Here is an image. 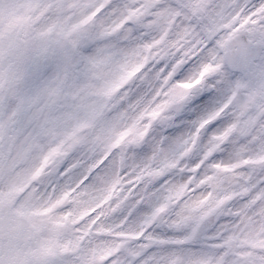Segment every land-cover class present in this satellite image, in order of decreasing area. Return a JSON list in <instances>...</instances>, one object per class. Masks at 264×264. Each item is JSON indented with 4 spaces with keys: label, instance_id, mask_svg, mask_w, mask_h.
Returning <instances> with one entry per match:
<instances>
[{
    "label": "snow or ice",
    "instance_id": "obj_1",
    "mask_svg": "<svg viewBox=\"0 0 264 264\" xmlns=\"http://www.w3.org/2000/svg\"><path fill=\"white\" fill-rule=\"evenodd\" d=\"M17 15L0 159L52 138L31 179L81 233L52 264H95L106 231L132 239L105 264H264V0L5 3L0 40Z\"/></svg>",
    "mask_w": 264,
    "mask_h": 264
},
{
    "label": "rangeland",
    "instance_id": "obj_2",
    "mask_svg": "<svg viewBox=\"0 0 264 264\" xmlns=\"http://www.w3.org/2000/svg\"><path fill=\"white\" fill-rule=\"evenodd\" d=\"M24 2L25 0H0V8H2L5 3L15 6ZM20 11H22V9ZM27 23L28 21L25 16L17 15L13 21L11 38L5 36L0 40V44L10 49V56L18 52V40ZM8 58L9 57H0V63H4ZM51 139V136H42L39 140V146L33 147L23 160H17L14 164H9L7 161L0 159V171L3 172L2 181L0 183V202L16 198L19 203L18 208L30 215L31 218L33 217L40 229L39 240L36 244L37 259H35L34 264H50L53 257L61 258L62 256L73 254L71 245L74 241V236L81 234L74 233L70 228H66L65 225L61 223V219L65 216L64 208L70 201H65L64 204H58L54 208L51 207L53 196L46 190V183H44L40 177H37L34 181L31 179L32 168L39 164L41 152L42 150H47V146ZM14 151L15 149L13 148V152ZM45 174L51 175L48 166H45L41 173V176L47 179ZM27 184V192H25L23 197L19 198L16 193L22 190L25 191ZM68 219L71 220V217ZM82 219H86V216L77 219V223H81ZM72 227L74 228L75 226ZM82 231L83 230H81V232ZM157 231L163 234L164 230L157 229ZM212 231L213 229L209 234H211ZM127 236L128 235L124 233L117 234L107 231L98 234L90 250V255L95 256V264H105L100 262V260H102L103 257L114 255L119 247L116 241L122 239L126 243L129 241ZM128 237L132 238L130 236ZM82 247L83 243L81 242L76 251L79 252ZM64 249H66V251ZM8 252L9 255L7 256H4L5 253L1 255L0 264H19L21 260L18 258V253H11L12 251L10 249H8ZM15 260L17 261L15 262ZM22 262L26 264L24 261Z\"/></svg>",
    "mask_w": 264,
    "mask_h": 264
},
{
    "label": "flooded vegetation",
    "instance_id": "obj_3",
    "mask_svg": "<svg viewBox=\"0 0 264 264\" xmlns=\"http://www.w3.org/2000/svg\"><path fill=\"white\" fill-rule=\"evenodd\" d=\"M241 170H245V169H241ZM5 203V202H0V206ZM6 203H10L13 205V210H17L20 213H23L19 208V203L18 201L14 198L12 202H10L9 200L6 201ZM27 218L32 222L35 230L32 231V235H35L36 232L37 234H39V229H38V225L37 222L32 218L30 219L29 216L27 215ZM38 243V237L33 239V237L27 241L22 240L20 243H14L12 241H5V240H0V257L3 253L4 256L9 255L8 249H10L13 252H17L18 253V258L21 260L19 264H23L22 261H24L26 264H34L35 263V259H37L36 257V244ZM10 253V254H11ZM17 260H15L16 262ZM22 262V263H21ZM105 263V261H103ZM10 264V263H8Z\"/></svg>",
    "mask_w": 264,
    "mask_h": 264
},
{
    "label": "water",
    "instance_id": "obj_4",
    "mask_svg": "<svg viewBox=\"0 0 264 264\" xmlns=\"http://www.w3.org/2000/svg\"><path fill=\"white\" fill-rule=\"evenodd\" d=\"M252 166H254V168L259 169L262 165H260L259 163H248L247 167L251 168ZM5 209V208H4ZM3 209V210H4ZM11 212L7 213V212H0V238H3L4 233L6 232V234H9V230H7L8 228V224L14 223L16 226H23V229H26L25 225L28 224V222L21 216H15L12 215ZM29 225V224H28ZM19 230H21V228H18ZM211 229V227L209 228V230ZM8 237L13 238L14 240H18V235L16 237V235H8Z\"/></svg>",
    "mask_w": 264,
    "mask_h": 264
}]
</instances>
